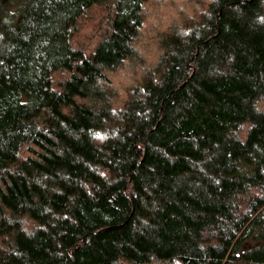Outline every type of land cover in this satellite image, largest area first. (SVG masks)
<instances>
[{
	"label": "trees",
	"instance_id": "trees-1",
	"mask_svg": "<svg viewBox=\"0 0 264 264\" xmlns=\"http://www.w3.org/2000/svg\"><path fill=\"white\" fill-rule=\"evenodd\" d=\"M150 1L0 0V264H264V0L159 33L116 108Z\"/></svg>",
	"mask_w": 264,
	"mask_h": 264
},
{
	"label": "rangeland",
	"instance_id": "rangeland-1",
	"mask_svg": "<svg viewBox=\"0 0 264 264\" xmlns=\"http://www.w3.org/2000/svg\"><path fill=\"white\" fill-rule=\"evenodd\" d=\"M211 0H151L146 7V22L136 42L137 59L127 61L116 70L108 71L101 81L108 90L112 106L121 107L128 91L136 86L144 74V66L152 67L158 57V34L192 18ZM107 28V14L102 8H94L79 22L73 43L77 48L90 52ZM139 60V61H138ZM146 68V67H145ZM59 78H64L59 76ZM58 79V78H57ZM164 264V263H153Z\"/></svg>",
	"mask_w": 264,
	"mask_h": 264
}]
</instances>
